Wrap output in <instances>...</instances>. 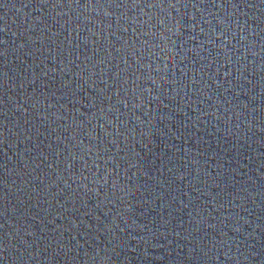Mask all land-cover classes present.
<instances>
[{
  "label": "water",
  "instance_id": "water-1",
  "mask_svg": "<svg viewBox=\"0 0 264 264\" xmlns=\"http://www.w3.org/2000/svg\"><path fill=\"white\" fill-rule=\"evenodd\" d=\"M0 264H264V0H0Z\"/></svg>",
  "mask_w": 264,
  "mask_h": 264
}]
</instances>
